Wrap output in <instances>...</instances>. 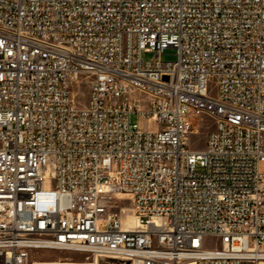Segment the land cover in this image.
Listing matches in <instances>:
<instances>
[{"label":"built area","instance_id":"2783aa9c","mask_svg":"<svg viewBox=\"0 0 264 264\" xmlns=\"http://www.w3.org/2000/svg\"><path fill=\"white\" fill-rule=\"evenodd\" d=\"M39 251L264 264V0H0V264Z\"/></svg>","mask_w":264,"mask_h":264},{"label":"rangeland","instance_id":"374dc122","mask_svg":"<svg viewBox=\"0 0 264 264\" xmlns=\"http://www.w3.org/2000/svg\"><path fill=\"white\" fill-rule=\"evenodd\" d=\"M174 50H166L165 55L163 56L164 60H172L173 59ZM151 55H145V58H151ZM88 95V80H84L80 83L79 88L74 91L73 96L75 98V104L80 107L84 105L86 102ZM134 122V118L131 119ZM194 133L190 137V146L194 150H200L204 146L206 135L213 128L212 120L209 118L202 116L194 118L193 120ZM142 128H146L145 123H141ZM196 171L200 172L201 168L199 166L196 167ZM127 208L129 206L127 205ZM132 214L129 213V210H125V223L128 226L132 225ZM35 260L44 262V263H57L59 261L65 263H78V264H87L92 263V258H89L86 254L78 253V252H69V251H39L35 254ZM98 264H112L107 263L106 261L99 259Z\"/></svg>","mask_w":264,"mask_h":264},{"label":"bare ground","instance_id":"6f19581e","mask_svg":"<svg viewBox=\"0 0 264 264\" xmlns=\"http://www.w3.org/2000/svg\"><path fill=\"white\" fill-rule=\"evenodd\" d=\"M132 217V225L130 226V227H133V226H135V224H136V222H135V219H134V217L133 216H131ZM44 264H68V263H65V262H61V261H59V262H57V263H44ZM87 264H97V262H94L93 260H92V263H87ZM180 264H194V262L192 261V260H187V261H184V262H182V263H180Z\"/></svg>","mask_w":264,"mask_h":264},{"label":"crops","instance_id":"0c3cea01","mask_svg":"<svg viewBox=\"0 0 264 264\" xmlns=\"http://www.w3.org/2000/svg\"><path fill=\"white\" fill-rule=\"evenodd\" d=\"M68 264H78V263H68Z\"/></svg>","mask_w":264,"mask_h":264}]
</instances>
